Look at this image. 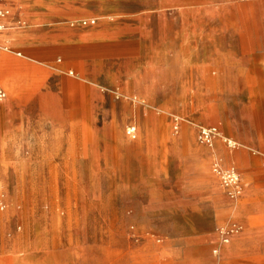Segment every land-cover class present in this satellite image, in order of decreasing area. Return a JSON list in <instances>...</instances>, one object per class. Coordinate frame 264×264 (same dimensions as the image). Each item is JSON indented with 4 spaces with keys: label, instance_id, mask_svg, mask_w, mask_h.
I'll use <instances>...</instances> for the list:
<instances>
[{
    "label": "rangeland",
    "instance_id": "1",
    "mask_svg": "<svg viewBox=\"0 0 264 264\" xmlns=\"http://www.w3.org/2000/svg\"><path fill=\"white\" fill-rule=\"evenodd\" d=\"M156 5L121 0L116 8L138 14ZM164 5L157 59L121 54L87 67L89 78L129 81L132 90L157 79L153 97L84 86L67 106L52 97L55 67L25 108V126H11L12 107L4 108L0 264H237L246 254L232 243L223 260L216 254L225 232L264 252L261 217L244 226L233 211L249 188L244 210L264 215V0ZM183 12L189 22L176 19ZM110 33L132 35L121 26ZM212 126L219 135L202 143L200 129ZM215 161L239 167V194L222 187Z\"/></svg>",
    "mask_w": 264,
    "mask_h": 264
},
{
    "label": "crops",
    "instance_id": "2",
    "mask_svg": "<svg viewBox=\"0 0 264 264\" xmlns=\"http://www.w3.org/2000/svg\"><path fill=\"white\" fill-rule=\"evenodd\" d=\"M118 1L121 0H4L3 5L9 13L4 18L6 27L0 32V48L5 46L20 52L16 54L18 58L0 54V85L4 83L8 93L3 103L0 102L2 123L4 108L11 106L15 116L11 126H25L24 116L28 112L24 113V110L35 95L36 88L48 74L58 69L57 90L52 92V97L67 106L75 105L73 100L81 98L84 86L97 91L115 89L124 93L125 97L134 95L142 99L151 98L152 92L160 90L162 83L157 79L142 80L132 90L129 81L113 79L107 85L87 75V67L100 57L131 54L147 62L148 58L157 59L160 56L162 40L159 38L157 15L165 7V0H156L158 5L146 6L138 14L118 10ZM185 15L186 12L178 13L176 19H188L189 22L191 16ZM116 26L125 27L132 33L131 37L117 39L112 36L110 31ZM184 62H191L189 53L185 55ZM74 71L76 77L73 78ZM227 164L240 171L235 163ZM247 169L253 168L247 163ZM248 189L237 199L233 209L244 226L259 223L260 217L264 222V215L244 210L250 199ZM231 243L235 251L246 254L243 258H264L260 249L244 248L238 240H233L221 248V260Z\"/></svg>",
    "mask_w": 264,
    "mask_h": 264
},
{
    "label": "built area",
    "instance_id": "3",
    "mask_svg": "<svg viewBox=\"0 0 264 264\" xmlns=\"http://www.w3.org/2000/svg\"><path fill=\"white\" fill-rule=\"evenodd\" d=\"M4 0H0V32L5 29L4 18L8 15L9 9L3 5ZM72 74V72H70ZM5 97V92L0 87V99ZM135 128L130 129V133H134ZM219 135L216 127H202L199 132L200 140L204 144L211 145L213 141ZM228 147H235V142L231 139H225ZM212 172L218 177L222 187L228 192L231 197L239 194L241 189V175L239 171L233 166H225L220 164L218 161H215L212 164ZM228 241V233H224L222 242ZM213 264H220L219 262H214Z\"/></svg>",
    "mask_w": 264,
    "mask_h": 264
},
{
    "label": "bare ground",
    "instance_id": "4",
    "mask_svg": "<svg viewBox=\"0 0 264 264\" xmlns=\"http://www.w3.org/2000/svg\"><path fill=\"white\" fill-rule=\"evenodd\" d=\"M1 53H5V54H10L11 53V48H8V47H2V52ZM174 119H178V118H174ZM216 140V139H215ZM227 166H233V165H229V164H226ZM233 167H235V166H233ZM236 168V167H235ZM237 169V168H236ZM238 170V169H237ZM239 171V170H238ZM240 172V171H239ZM230 243V241H226V242H222L221 244H219L218 245V247H217V253L216 254H218L219 256H220V258H221V248L224 246V245H227V244H229Z\"/></svg>",
    "mask_w": 264,
    "mask_h": 264
}]
</instances>
